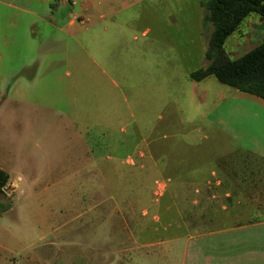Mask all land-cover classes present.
<instances>
[{"label": "crops", "instance_id": "0c3cea01", "mask_svg": "<svg viewBox=\"0 0 264 264\" xmlns=\"http://www.w3.org/2000/svg\"><path fill=\"white\" fill-rule=\"evenodd\" d=\"M193 1L201 13L187 18L180 0H0V86L5 111L25 119L11 132L27 149L29 190L82 198L85 181L107 171L140 182L145 175L121 166H153L155 180L187 185L189 197L219 198L205 210L207 230L141 241L149 249L139 258L126 239L132 246L113 250L111 264H264V98L191 77L208 63L213 31ZM236 41L246 52L262 43L264 17ZM181 53L195 63L185 76ZM7 166L0 161L13 192ZM117 195L111 214L121 210Z\"/></svg>", "mask_w": 264, "mask_h": 264}, {"label": "rangeland", "instance_id": "374dc122", "mask_svg": "<svg viewBox=\"0 0 264 264\" xmlns=\"http://www.w3.org/2000/svg\"><path fill=\"white\" fill-rule=\"evenodd\" d=\"M191 2L180 0V14L187 18L201 13ZM254 16L259 15L247 17L228 38L225 48L232 59L246 53L245 47H236V40L246 32V24ZM136 35L143 39L140 32ZM132 60H137L135 54ZM194 65L189 53L180 54L181 76ZM213 80L218 82L214 77ZM10 104L8 86H0V161L8 164L17 184L13 192L10 186L0 191V202L6 206L0 217V264H111L113 250L132 246L126 239L138 248L130 255L139 258L143 250L149 249L142 248L141 241L199 233L214 224L205 210L211 201H219L218 197H189L191 189L187 185L175 188L171 182L155 180L153 166H148L145 173L121 166L126 174L145 175L146 180L140 182L111 181V170L107 171L93 181H85L82 198L37 195L27 186V149L22 146V133L11 132L12 125H22L25 119L14 122L10 111H5L10 110ZM90 187H98L99 193L91 195L87 190ZM111 191L119 194L113 198L121 208L112 214ZM64 200L74 205L62 207ZM141 262L147 264L145 259L137 261ZM148 264H162V259L154 257Z\"/></svg>", "mask_w": 264, "mask_h": 264}, {"label": "trees", "instance_id": "16d2710c", "mask_svg": "<svg viewBox=\"0 0 264 264\" xmlns=\"http://www.w3.org/2000/svg\"><path fill=\"white\" fill-rule=\"evenodd\" d=\"M62 0H53V8ZM205 20L213 25L208 61L205 67L191 73L195 80L215 76L220 82L235 89L264 98V41L240 57L232 59L226 51L228 38L243 21L256 13L264 17V0H202ZM9 175L0 168V191H4ZM6 206L0 202V217Z\"/></svg>", "mask_w": 264, "mask_h": 264}]
</instances>
